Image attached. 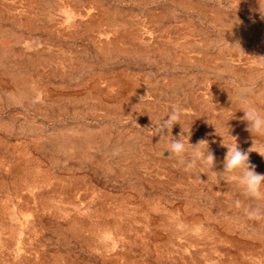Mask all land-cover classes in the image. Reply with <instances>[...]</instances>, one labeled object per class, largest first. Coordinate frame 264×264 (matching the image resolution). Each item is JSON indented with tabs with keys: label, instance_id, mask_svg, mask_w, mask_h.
<instances>
[{
	"label": "rangeland",
	"instance_id": "1",
	"mask_svg": "<svg viewBox=\"0 0 264 264\" xmlns=\"http://www.w3.org/2000/svg\"><path fill=\"white\" fill-rule=\"evenodd\" d=\"M245 107L264 0H0V264H264V201L164 151L184 132L222 172Z\"/></svg>",
	"mask_w": 264,
	"mask_h": 264
},
{
	"label": "clouds",
	"instance_id": "2",
	"mask_svg": "<svg viewBox=\"0 0 264 264\" xmlns=\"http://www.w3.org/2000/svg\"><path fill=\"white\" fill-rule=\"evenodd\" d=\"M242 120L247 122V131L254 137V145L248 151L240 149L237 143L234 145H223L227 148V152L223 162V171H214L215 156L209 151V146L204 148L205 140L199 141L196 145H191L189 148L184 142V132L181 133L180 138L176 139L170 136L164 151L170 153L168 158H175L180 163L184 164L185 170L197 167H209L218 175V177L226 183H235L243 195L253 201H264V174L256 171L255 166L250 163L249 153L252 151L258 152L264 156V151L256 149V141L259 138H264V112L259 111L255 107H245ZM169 119L162 122V129L168 130L179 121V110H174L169 116ZM163 139V137H162ZM264 148V144L261 145ZM241 202L236 201V206L240 207ZM247 214L252 219H264V213H261L258 208H251L247 210Z\"/></svg>",
	"mask_w": 264,
	"mask_h": 264
}]
</instances>
